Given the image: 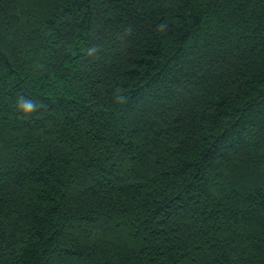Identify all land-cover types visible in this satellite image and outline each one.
Returning <instances> with one entry per match:
<instances>
[{
	"label": "trees",
	"instance_id": "obj_1",
	"mask_svg": "<svg viewBox=\"0 0 264 264\" xmlns=\"http://www.w3.org/2000/svg\"><path fill=\"white\" fill-rule=\"evenodd\" d=\"M0 264H264V0H0Z\"/></svg>",
	"mask_w": 264,
	"mask_h": 264
},
{
	"label": "clouds",
	"instance_id": "obj_2",
	"mask_svg": "<svg viewBox=\"0 0 264 264\" xmlns=\"http://www.w3.org/2000/svg\"><path fill=\"white\" fill-rule=\"evenodd\" d=\"M39 107L38 102L29 97L21 96L16 102L17 111L25 117L33 114Z\"/></svg>",
	"mask_w": 264,
	"mask_h": 264
}]
</instances>
